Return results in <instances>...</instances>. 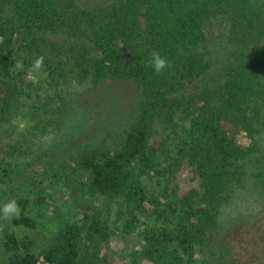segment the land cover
<instances>
[{
	"label": "trees",
	"instance_id": "16d2710c",
	"mask_svg": "<svg viewBox=\"0 0 264 264\" xmlns=\"http://www.w3.org/2000/svg\"><path fill=\"white\" fill-rule=\"evenodd\" d=\"M83 4L0 0V131L31 94L18 84L27 72L57 84L79 76L91 82L88 92L106 83L138 92L112 101L110 111L83 110L75 100L61 105L57 116L77 122L88 146L48 164L37 190L7 202L19 211L3 229L4 264H109L110 231L88 199L94 195L124 198L131 224L145 227L146 254L156 264H264V0ZM58 32L66 38L61 46L52 40ZM153 51L168 62L159 73L149 66ZM210 76L213 84L200 88ZM52 102L41 105L57 114ZM156 123L172 136L171 152L152 147ZM231 128L247 133L251 146ZM24 148L20 143L16 152L28 155ZM174 166L185 178L166 201L158 188ZM15 175L0 163V190ZM59 187L73 198L66 220L48 191ZM241 194L245 221L221 222ZM50 211L63 219L58 225H49L56 217Z\"/></svg>",
	"mask_w": 264,
	"mask_h": 264
},
{
	"label": "rangeland",
	"instance_id": "374dc122",
	"mask_svg": "<svg viewBox=\"0 0 264 264\" xmlns=\"http://www.w3.org/2000/svg\"><path fill=\"white\" fill-rule=\"evenodd\" d=\"M110 1L84 0L83 5L85 7H97ZM212 25L216 24H211L210 26ZM225 30L226 26L218 30V32L224 33ZM65 39L61 35V32L52 36V40L60 46ZM221 39L222 44L227 40H225L224 36H221ZM47 77L42 72L40 75L37 70L36 73H24L18 84L25 91L26 95L31 94L29 97L24 96L25 102H23V107L18 113L16 112L13 117L5 118L2 121L0 131V163L4 162L14 167L16 177L8 188L3 187L0 190V264H4L7 259L3 250L2 236L4 227L8 225V218L5 217L2 211L3 206L12 199L11 197L17 196L24 191L31 192L37 190L38 184L49 177V174L46 173V169L48 168L46 166L48 164L66 160L72 154L77 153L78 150L80 151L88 146V143L84 141L82 133L76 132L77 122L76 124L75 121H65L64 123L61 121V116H57L58 113L61 114V105L69 106L70 102L75 100L83 110L89 109L91 111L93 108L101 107L103 110L110 111L113 104L112 101H116L121 97L131 100L138 96L136 89L133 86H127L126 83H116L111 86H108V83H106L88 92V87H93L91 82L86 79L80 81L79 76H74V79L67 80V82L62 84L61 81L58 84L52 83ZM215 77L218 83L222 82L223 78L217 75ZM210 79H212V76L199 81L198 86L202 88L213 84ZM63 98L65 100H62ZM47 99L53 100L50 108H53L57 114L53 112L48 114L46 109L41 105H44ZM37 105H41L38 110L35 109ZM165 128L162 124L156 123L154 129L151 131L150 142L156 150L165 148L166 152H171L170 143L172 136L166 133ZM230 131L244 145L251 146L252 143L251 141L248 142L247 133L241 129L235 132L231 128ZM20 143L24 144L25 150L28 149V155L23 156L16 152ZM259 151L262 163L264 164V148H259ZM252 157L253 154L251 155ZM169 164L166 163L165 165L169 166ZM175 170L174 166L171 172L168 171L170 175L168 178L163 179L161 186L158 188L159 192H163V197L165 199L167 197L166 201H168L169 194L174 192L179 182L185 178V172L180 170L175 172ZM50 174L52 175L53 172ZM48 191L54 197V200L52 198V208L57 206L60 208L64 207L62 208L63 219H68V215H72V213L70 207L67 208L68 206L66 205L73 200V198L71 199L72 194L64 192L60 187L56 190L51 189ZM242 196L243 194L237 198L236 204L222 210L220 216L221 222L225 220L233 221V223L239 220L241 222L245 221L249 210L246 209V198L243 200ZM88 199L93 205H96L100 218L110 231V238L104 246L109 264H156L146 254L145 227L141 223L138 225L131 224L124 198H109L107 196L94 195ZM50 214L51 216H56L52 211H50ZM57 217L54 219L49 218V225L54 222L58 225L63 220L61 217ZM141 219L148 224L151 222L145 219L144 216Z\"/></svg>",
	"mask_w": 264,
	"mask_h": 264
},
{
	"label": "clouds",
	"instance_id": "9594fccd",
	"mask_svg": "<svg viewBox=\"0 0 264 264\" xmlns=\"http://www.w3.org/2000/svg\"><path fill=\"white\" fill-rule=\"evenodd\" d=\"M43 58H39L36 61L35 67L40 68ZM168 65L166 59L162 58L159 52L153 51L151 53V59L149 61V66L155 70L156 73L161 72ZM5 217H11L14 214H18L19 209L17 208L16 202L13 200L3 206L2 209Z\"/></svg>",
	"mask_w": 264,
	"mask_h": 264
},
{
	"label": "built area",
	"instance_id": "2783aa9c",
	"mask_svg": "<svg viewBox=\"0 0 264 264\" xmlns=\"http://www.w3.org/2000/svg\"><path fill=\"white\" fill-rule=\"evenodd\" d=\"M40 264H47L43 259H41Z\"/></svg>",
	"mask_w": 264,
	"mask_h": 264
}]
</instances>
